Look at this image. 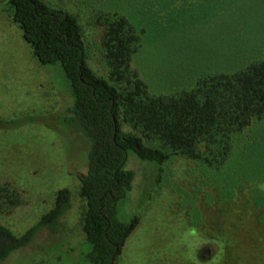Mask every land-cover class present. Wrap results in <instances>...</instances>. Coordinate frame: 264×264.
Here are the masks:
<instances>
[{
	"label": "rangeland",
	"instance_id": "rangeland-1",
	"mask_svg": "<svg viewBox=\"0 0 264 264\" xmlns=\"http://www.w3.org/2000/svg\"><path fill=\"white\" fill-rule=\"evenodd\" d=\"M42 1L78 17L89 66L106 78L104 28L98 19L115 12L128 17L142 43L132 66L154 95L189 90L200 76L232 72L264 58V2L239 27L238 38L225 46L226 27L210 22L203 8L187 13L181 1L152 19L138 13L133 0ZM233 45L238 49L230 53ZM66 86L60 65L39 63L13 20L8 0H0V184H10L23 197L21 206L0 213V224L21 236L54 207L60 189L72 192L63 233L43 231L28 250L0 264H89L85 255L92 248L83 232L86 201L79 180L87 173L89 145L66 127L72 106ZM123 130L133 131L126 124ZM235 141L232 157L219 170L172 156L164 165L162 183L146 202L142 190L151 182L152 170L128 155L127 169L136 178L126 201L120 202V219L138 214L139 225L116 264H264V192L257 188L264 183V121ZM188 227L204 238L191 255L179 239Z\"/></svg>",
	"mask_w": 264,
	"mask_h": 264
},
{
	"label": "trees",
	"instance_id": "trees-1",
	"mask_svg": "<svg viewBox=\"0 0 264 264\" xmlns=\"http://www.w3.org/2000/svg\"><path fill=\"white\" fill-rule=\"evenodd\" d=\"M133 1L136 11L151 19L160 18L164 11L171 12L178 1L188 7L187 13L203 8L210 22L220 21L226 27L225 46L238 38L239 27L248 24L257 15L256 7L264 2ZM8 4L39 63L62 68L69 87L64 88L72 98L66 127L89 145L87 173L79 177L80 196L86 201L83 232L92 248L85 260L89 264H116L139 225L138 214L120 219V202L126 201L136 178L135 172L127 169L128 155H135L152 170L151 182L142 190L141 200L145 202L162 183L164 165L172 156H182L213 170L223 168L236 148V136L255 122L264 121V58L232 72L200 76L189 90L154 95L133 69V59L142 45L141 35L125 15L115 12L98 19L104 28L101 49L108 68L106 78L89 66L77 16L42 0H8ZM236 49L238 45L229 52ZM123 124L133 131L124 133ZM22 204V194L16 188L0 184V213H10ZM71 204L72 192L62 188L54 207L23 235L17 236L0 224V263L28 250L43 231L61 235L62 220Z\"/></svg>",
	"mask_w": 264,
	"mask_h": 264
},
{
	"label": "clouds",
	"instance_id": "clouds-1",
	"mask_svg": "<svg viewBox=\"0 0 264 264\" xmlns=\"http://www.w3.org/2000/svg\"><path fill=\"white\" fill-rule=\"evenodd\" d=\"M257 188L264 192V183L258 184ZM180 242L188 249L189 255L199 249L204 243V238L195 227H188L179 237Z\"/></svg>",
	"mask_w": 264,
	"mask_h": 264
},
{
	"label": "water",
	"instance_id": "water-1",
	"mask_svg": "<svg viewBox=\"0 0 264 264\" xmlns=\"http://www.w3.org/2000/svg\"><path fill=\"white\" fill-rule=\"evenodd\" d=\"M210 254V251L209 250H206L205 252H204V255L205 256H208Z\"/></svg>",
	"mask_w": 264,
	"mask_h": 264
}]
</instances>
